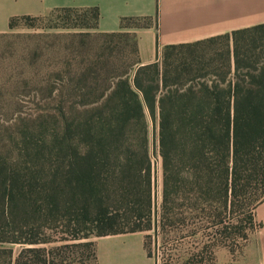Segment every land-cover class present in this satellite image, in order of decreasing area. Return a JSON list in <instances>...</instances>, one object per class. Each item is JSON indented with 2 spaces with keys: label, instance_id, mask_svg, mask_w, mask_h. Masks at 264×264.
Wrapping results in <instances>:
<instances>
[{
  "label": "trees",
  "instance_id": "1",
  "mask_svg": "<svg viewBox=\"0 0 264 264\" xmlns=\"http://www.w3.org/2000/svg\"><path fill=\"white\" fill-rule=\"evenodd\" d=\"M56 13L81 36L98 32L102 51L67 65L60 125L43 142L48 161L35 154L26 164L0 141V264H27L29 255L53 264V248L41 247L53 241L50 231L55 241L93 247L92 236L151 225L177 233L181 223L203 222L215 235L222 218L239 222L264 199V22L164 45L141 64L129 29L149 27L151 17H122L118 31L99 32L96 7L47 15ZM38 17H12L8 27ZM67 88L78 98L73 115L64 109Z\"/></svg>",
  "mask_w": 264,
  "mask_h": 264
},
{
  "label": "rangeland",
  "instance_id": "2",
  "mask_svg": "<svg viewBox=\"0 0 264 264\" xmlns=\"http://www.w3.org/2000/svg\"><path fill=\"white\" fill-rule=\"evenodd\" d=\"M252 12L248 9L249 26L253 25L250 21L253 20L252 15L256 14ZM58 15L46 14L20 20L13 28L0 34V141L12 148L13 155L23 157L26 164L34 159L35 154L42 155L43 161L51 157L43 142H49L45 139L52 138L60 125L59 90L64 79L69 80L73 76L67 73V65L87 61L94 57V53L102 51V38L98 32L81 36L77 34L80 28L63 27ZM259 15L262 18L264 11ZM145 22L147 20H139L133 24ZM133 33L137 39V34ZM124 39L121 46L127 45L128 52V41ZM222 40L218 39L216 43ZM161 49L156 45V51ZM70 92L71 89L67 88L62 93L66 115H73L78 100L73 95L68 96ZM44 166L48 168L49 162H45ZM155 168L153 194L154 210L157 211L160 201V171L157 163ZM250 197L252 194L247 196V203ZM263 205L264 199L251 210L248 207L246 212L249 214L241 216L239 222L222 218L223 222L216 225L218 232L215 235L205 234L212 225L203 222L181 223L177 233H162L154 225L144 228L143 222L147 252L154 264H255L250 255L249 242L258 231L257 217L264 215L260 213ZM190 227H194L195 233L189 234ZM47 235L53 239L41 245L46 249L53 248L52 255L46 258L47 262L53 257V264H94L93 245L74 246L72 241H55L59 235L55 231ZM95 238L92 236L90 240L94 242ZM21 248V245L13 246L14 256ZM39 257L43 259L44 255ZM27 264L44 263L42 260H32L29 255Z\"/></svg>",
  "mask_w": 264,
  "mask_h": 264
},
{
  "label": "crops",
  "instance_id": "3",
  "mask_svg": "<svg viewBox=\"0 0 264 264\" xmlns=\"http://www.w3.org/2000/svg\"><path fill=\"white\" fill-rule=\"evenodd\" d=\"M91 7L98 9L99 32L118 31L122 17H151L149 27L129 29L137 34L141 64L159 57L161 50L156 51V45L160 48L249 27L248 9L256 13L250 24L264 21V16L259 15L264 11V0H0V34L9 30L12 17ZM260 213H264V205ZM257 223L258 231L249 242L250 255L255 264H264V215L257 217ZM94 249L95 264H154L140 231L98 236Z\"/></svg>",
  "mask_w": 264,
  "mask_h": 264
}]
</instances>
